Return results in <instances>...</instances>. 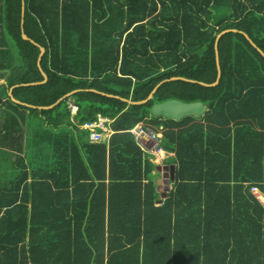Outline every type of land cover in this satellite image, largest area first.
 <instances>
[{"label": "trees", "instance_id": "16d2710c", "mask_svg": "<svg viewBox=\"0 0 264 264\" xmlns=\"http://www.w3.org/2000/svg\"><path fill=\"white\" fill-rule=\"evenodd\" d=\"M21 3L0 0V264H264V0H23L37 46ZM230 29L216 86L169 80L212 84ZM173 99L206 111L150 116ZM138 122L174 156L163 200Z\"/></svg>", "mask_w": 264, "mask_h": 264}, {"label": "water", "instance_id": "95a60500", "mask_svg": "<svg viewBox=\"0 0 264 264\" xmlns=\"http://www.w3.org/2000/svg\"><path fill=\"white\" fill-rule=\"evenodd\" d=\"M23 16H24V4H23V0H22V3H21V20H20L21 37H22L23 40H27V41L32 42V40L27 38L26 35L23 33V29H22ZM228 32L235 33L237 31L234 30V29L221 31L219 34H217V36L215 38V41H214V57H215L217 76H216L215 81L212 84H205V83H202V82H196V81H193V80H187V79H183V78H179V77H173V78H171L169 80L170 81L183 80V81H187V82H190V83H198L199 85L206 86V87H214V86H216L218 84V81H219V78H220V67H219V57H218V51H217V43H218L219 38L222 35H224L225 33H228ZM239 33L242 34L250 42V44L254 48H256L255 45L250 41V39L248 38V36L245 33H243V32H239ZM33 44L37 46V44H35V43H33ZM38 48H39V55L37 57V66H38L39 71H40V73H41V75L43 77V80L40 82V84H42L47 79L46 75L40 69V59H41L42 55L44 54V49L42 47H39V46H38ZM256 50L264 58V54L259 49L256 48ZM162 83H164V81H162L159 84H157L155 86V88L150 92V94L144 100L138 101V102H129V101H127V102L130 103V104H133V105L146 104L149 100H151V98H152L153 94L155 93L156 89ZM37 84H39V83H29V84H21V85L28 86V85H37ZM13 87H11L9 89L8 96L10 97V99L16 104H22L24 106L30 107L27 104L20 103L19 101L15 100L12 97L11 91H12ZM72 93L73 92L68 93L65 96H63L62 98H59L52 105L45 106V107H37V108L38 109H50V108L54 107L56 104H58L60 101H62L64 98L69 97ZM102 95H104V94H102ZM106 96L118 98L116 96H111V95H106ZM123 101H126V100H123ZM205 111H206V106L203 103H201V102L185 103V102H181V101L173 99V100H167V101H164V102H161V103L153 104L150 107V109H149V114L153 118L161 117L163 119H171V120L179 121L181 118L188 117V116H191V117H194V118H200L204 114ZM158 170H162V172H167V174H165V176L167 177V183H169V181L173 180L174 167L172 165L158 167Z\"/></svg>", "mask_w": 264, "mask_h": 264}, {"label": "built area", "instance_id": "2783aa9c", "mask_svg": "<svg viewBox=\"0 0 264 264\" xmlns=\"http://www.w3.org/2000/svg\"><path fill=\"white\" fill-rule=\"evenodd\" d=\"M67 108L71 117H73L78 110L77 106L73 103H68ZM110 123L111 120L97 115L95 121L83 124L79 128L88 131V141L90 143H105L112 134L109 126ZM129 133L131 134L135 145L145 157L156 156L159 158V161L163 159L164 150L161 140V128L154 129L149 125L144 124V122H138L129 130ZM251 193L261 204L264 205L263 194H261L256 188H252Z\"/></svg>", "mask_w": 264, "mask_h": 264}, {"label": "rangeland", "instance_id": "374dc122", "mask_svg": "<svg viewBox=\"0 0 264 264\" xmlns=\"http://www.w3.org/2000/svg\"><path fill=\"white\" fill-rule=\"evenodd\" d=\"M161 140H162V137H161ZM162 146H163V150H164L163 159L161 161H158L156 159V157L153 156V158H151V161L156 166L157 165L158 166L171 165L174 162V158L172 156H170V153L168 151L165 150L163 141H162ZM146 157L148 159H150V157H152V156H146ZM152 174L154 175V183L156 185H158L159 191L161 192V196L164 197V195L169 191V187H168L169 184L167 183V177L165 176V174H167V172H162V170H158V168L156 169L154 166V168L152 170Z\"/></svg>", "mask_w": 264, "mask_h": 264}, {"label": "crops", "instance_id": "0c3cea01", "mask_svg": "<svg viewBox=\"0 0 264 264\" xmlns=\"http://www.w3.org/2000/svg\"><path fill=\"white\" fill-rule=\"evenodd\" d=\"M9 74V70L8 71H6V75H5V77L4 78H0V85H2V84H5V78L7 77V75ZM8 93H9V90H8ZM68 103H72L71 101H69ZM68 103H67V105H68ZM74 104V103H73ZM2 114H1V111H0V120H1V118H2V116H1ZM70 118H72L71 116H70ZM108 140V139H107ZM170 156H172V157H174L173 156V154L172 153H170ZM151 158H153V157H150V159H149V161H151ZM152 162V161H151ZM159 164V163H158ZM156 166V165H155ZM167 166H170V165H167ZM158 167H163V166H156L155 168L157 169ZM169 184V183H168ZM157 186V190L159 191V188H158V185H156ZM168 187H169V190L171 189V184H169L168 185ZM159 193H160V199H164V197H162L161 196V192L159 191ZM160 202V201H159ZM157 205V204H156Z\"/></svg>", "mask_w": 264, "mask_h": 264}, {"label": "bare ground", "instance_id": "6f19581e", "mask_svg": "<svg viewBox=\"0 0 264 264\" xmlns=\"http://www.w3.org/2000/svg\"><path fill=\"white\" fill-rule=\"evenodd\" d=\"M153 157V156H152ZM154 157H156V156H154ZM156 159L159 161V158L158 157H156Z\"/></svg>", "mask_w": 264, "mask_h": 264}]
</instances>
